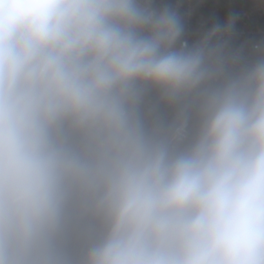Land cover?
<instances>
[{
    "label": "clouds",
    "instance_id": "obj_1",
    "mask_svg": "<svg viewBox=\"0 0 264 264\" xmlns=\"http://www.w3.org/2000/svg\"><path fill=\"white\" fill-rule=\"evenodd\" d=\"M230 30L0 0V264H264V47Z\"/></svg>",
    "mask_w": 264,
    "mask_h": 264
},
{
    "label": "built area",
    "instance_id": "obj_2",
    "mask_svg": "<svg viewBox=\"0 0 264 264\" xmlns=\"http://www.w3.org/2000/svg\"><path fill=\"white\" fill-rule=\"evenodd\" d=\"M156 8L174 9L183 24L182 41L189 47L195 45L213 27L231 25L226 36L228 47L233 51L242 50L248 61L255 59L257 45L264 47V0H153ZM179 46V45H178ZM150 104L157 102L155 93L148 97ZM192 101L191 124L197 123L196 106ZM159 115L165 120L173 116V109L160 104ZM77 246H73L74 248Z\"/></svg>",
    "mask_w": 264,
    "mask_h": 264
},
{
    "label": "trees",
    "instance_id": "obj_3",
    "mask_svg": "<svg viewBox=\"0 0 264 264\" xmlns=\"http://www.w3.org/2000/svg\"><path fill=\"white\" fill-rule=\"evenodd\" d=\"M79 249V244H77V246L74 248V251H78Z\"/></svg>",
    "mask_w": 264,
    "mask_h": 264
}]
</instances>
